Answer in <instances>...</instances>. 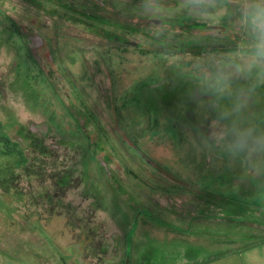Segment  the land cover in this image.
<instances>
[{"label": "rangeland", "instance_id": "1", "mask_svg": "<svg viewBox=\"0 0 264 264\" xmlns=\"http://www.w3.org/2000/svg\"><path fill=\"white\" fill-rule=\"evenodd\" d=\"M84 1L0 0V137L15 152L0 142V264H264V157L232 150L229 131L264 128V86L236 80L220 91L205 71L240 39L237 24L225 22L221 36L128 18L115 28V17L85 12ZM35 34L43 50L30 47ZM25 158L45 193L50 177H71L70 213L57 207L31 227L46 204L17 167ZM5 161L22 193L8 200ZM91 207L98 234L81 255L67 218L77 226Z\"/></svg>", "mask_w": 264, "mask_h": 264}, {"label": "flooded vegetation", "instance_id": "2", "mask_svg": "<svg viewBox=\"0 0 264 264\" xmlns=\"http://www.w3.org/2000/svg\"><path fill=\"white\" fill-rule=\"evenodd\" d=\"M85 2H86V4H84L85 12H95L97 14L104 13L110 15L111 17H115L117 24L113 26L115 28L118 27V21L120 19L128 18L129 21L137 22V24L141 26L152 27L161 30L168 29L171 32H179V31L184 32L186 29H188V31L191 30L192 32L194 31L195 32L187 33V35L196 34V33L198 35H204V34L218 35V31L221 30V28L223 27L222 25H224L225 22H229L231 24L230 21L233 20L231 26H235L237 24V19L235 18L236 15L235 6L231 4L229 0H225L224 3H222V0H216V6L214 8H210L213 10L212 11L213 14L209 15L208 18H206V21H201L204 23L200 22L201 19L195 18L197 15L191 13L187 8L179 5V4L183 5L184 0H133V3H131V0L130 1L129 0H86L84 1V3ZM156 6L162 8H170L171 10L167 11V13L170 16H163L161 11L155 9ZM172 14L175 15V17H172ZM216 19H220V21ZM27 36H29L30 38V40L28 41L30 47L34 43L32 47L35 50H43L46 47L45 41L40 37V35L35 34V35H27ZM37 37H40L42 39L41 44L38 46H36V42L33 41V39ZM107 38L108 40L112 39V42L114 43L115 42L118 43L117 41L121 40L119 37L113 34L111 37L107 36ZM45 55L48 57L50 62L52 61L53 67L57 69V67L55 66V59L52 57V55L50 53H45ZM39 61L41 62V59H39ZM57 71H60L59 68L57 69ZM86 122L87 119L82 117L81 120L78 119L77 123L82 128V126L86 124ZM34 141L35 142L34 144L31 145V147L34 150L41 152L42 154H46L47 152L45 151L43 142L37 139H35ZM0 142L3 143V146L6 151H8V149L9 150L11 149L10 151H13V154L15 153L14 149L9 148V142L6 138L0 137ZM139 152L142 154V152L137 149L138 154ZM21 157L23 156L21 155L20 158ZM50 157H51V153H50ZM20 161L21 162L18 164L17 167L21 168V171L23 172V176L28 180L30 178L35 179L36 182L39 183L38 179L39 180L42 179L43 174L40 173L38 170L35 171L34 167L30 168L28 166L29 160L27 158ZM2 173L5 174L1 180V189L4 198L6 200L9 199L8 196L11 190H13L12 194L14 193V195L17 196L22 195L18 187L16 185L15 186L13 185L14 181H11V178L7 177V174L9 173L7 161H5ZM70 179L71 177H69L68 174L65 175L63 174L62 177H58V178L55 176L53 179L50 177L51 182L49 183V185H51V187L53 188L52 193H50L49 190L48 193H45L43 190L44 186L42 185V183H39L40 185H36L37 192L35 193L40 196V197H36L38 198L36 199V202L40 204H46V206L43 207L44 211L42 214H40V216H43V214L45 215L44 218H40V216H38L35 220L37 224L34 223L32 224L31 227L36 228L40 223L47 224L48 221L54 218L57 207H60L61 211L65 210L69 213L71 212L70 210H68L71 205L66 203L64 200L67 190L71 189L70 186L73 183L70 181ZM11 200H14V198L13 199L11 198ZM17 200L19 202L23 201L18 198ZM95 211L96 209L94 207H91V209L89 210L90 214L88 216L86 214L84 219L82 216L81 217L78 216L77 218L75 217L74 219L79 221V224L77 226L74 225L76 221H72V219L69 217L67 218V225L70 227V230L66 227L67 230L65 231L69 234V236L73 240L84 241L83 245L85 246V248L84 250L81 251L82 252L81 255L82 254L85 255V252L88 249V247L90 248V246L95 242L94 234L96 235L98 234L91 226V221L88 220L91 217L94 218L96 216ZM35 212L36 211H34V213L31 212L30 214H25L24 216H22L23 224L25 223L28 224L29 222H32V220L30 219L34 218L33 215H35ZM97 249L100 250V254H105L107 251L106 246L103 244L101 247ZM102 250H104V253H102Z\"/></svg>", "mask_w": 264, "mask_h": 264}, {"label": "clouds", "instance_id": "3", "mask_svg": "<svg viewBox=\"0 0 264 264\" xmlns=\"http://www.w3.org/2000/svg\"><path fill=\"white\" fill-rule=\"evenodd\" d=\"M235 6L240 39L227 52L216 58L207 68L209 80L225 91L233 81H245L250 90L264 86V0H229ZM191 13L208 18L207 9L216 6V0H184L182 5ZM243 105H237L239 113ZM232 113H222L228 119ZM230 147L247 156L264 157V128L253 125H236L229 129Z\"/></svg>", "mask_w": 264, "mask_h": 264}, {"label": "water", "instance_id": "4", "mask_svg": "<svg viewBox=\"0 0 264 264\" xmlns=\"http://www.w3.org/2000/svg\"><path fill=\"white\" fill-rule=\"evenodd\" d=\"M33 41L36 42V46L40 45L42 42V39L40 37L34 38Z\"/></svg>", "mask_w": 264, "mask_h": 264}]
</instances>
